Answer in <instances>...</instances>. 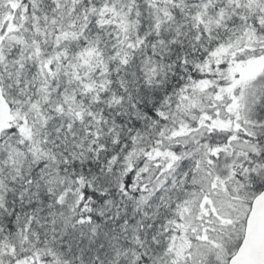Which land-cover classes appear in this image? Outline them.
Masks as SVG:
<instances>
[{
	"label": "snow or ice",
	"instance_id": "1",
	"mask_svg": "<svg viewBox=\"0 0 264 264\" xmlns=\"http://www.w3.org/2000/svg\"><path fill=\"white\" fill-rule=\"evenodd\" d=\"M0 264H264V0H0Z\"/></svg>",
	"mask_w": 264,
	"mask_h": 264
}]
</instances>
